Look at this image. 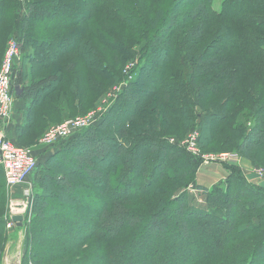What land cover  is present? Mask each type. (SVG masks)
Segmentation results:
<instances>
[{
	"label": "trees",
	"instance_id": "1",
	"mask_svg": "<svg viewBox=\"0 0 264 264\" xmlns=\"http://www.w3.org/2000/svg\"><path fill=\"white\" fill-rule=\"evenodd\" d=\"M142 1L91 0L84 12L76 6L83 8L80 0H24L28 16L20 20V37H12L25 43L22 50L32 46L29 60L41 69L63 61L69 79L76 65L68 56H77L90 71L84 38L91 33L102 40L105 30L103 43L120 55L115 45L126 43L99 16L132 34L129 54L134 44L141 51L139 61L126 60L120 72L100 66L98 87L109 77L113 88L128 79L124 71L135 63L103 118L36 165L30 229L40 225L44 236L54 227L59 237L47 240L66 250L40 257L49 241L42 245L32 236L22 264H172L170 250L176 264H264V190L230 167L223 183L203 190L210 211L193 209L186 188L195 183L200 162L178 147L179 138L169 141L172 131L180 137L197 128L202 151L230 148L256 165L255 154L264 151V0L226 1L220 15L212 12L211 0H191L187 12L180 11L184 0H165L158 20L157 1ZM18 4L0 0L1 26L12 23V9L17 19ZM141 5L154 14L147 19ZM209 15L224 18L215 34H207L216 24ZM58 17L61 22H52ZM26 75L21 67L12 75L28 109L15 138L23 143L32 139L21 140L20 131L38 129L36 118L45 121L42 108L59 113L49 96L62 83L61 75L34 83ZM87 88L93 94V84ZM71 90L79 104L78 86ZM4 227L0 219V234Z\"/></svg>",
	"mask_w": 264,
	"mask_h": 264
},
{
	"label": "rangeland",
	"instance_id": "2",
	"mask_svg": "<svg viewBox=\"0 0 264 264\" xmlns=\"http://www.w3.org/2000/svg\"><path fill=\"white\" fill-rule=\"evenodd\" d=\"M84 1H88V0H80V3H83V8H81L80 6H78L76 4L77 7H79L80 9H82L81 11L84 10V12L90 7V2L89 3H85ZM157 1V5H156V15L154 16L156 20H158V18L160 17V10H158L160 8L159 3L164 2V4L166 5V1L165 0H156ZM196 1V0H194ZM229 0H211V10L213 13H215L216 15H220V13L222 12V8H223V4ZM140 4H143L145 1L139 0ZM18 6L17 8L20 9L19 13H18V17L17 19L14 16L13 13V9H12V23H9L10 21H3L2 22V26L0 25V69H1V64L4 60V56H5V50L8 46V43L11 39H15L12 36H16V37H20V20L24 17L28 16V10L26 8V4L24 2V0H18ZM182 4V10H180L181 12H187V10L191 9V7H193V2L191 3V0H184ZM89 5V6H86ZM159 5V7H158ZM145 6V5H144ZM141 5L142 11L146 14L145 17H147L150 15H153V11L150 10L148 8V5L146 7H144ZM167 7V6H166ZM83 14V13H82ZM182 15H179L177 17L181 18ZM245 15H241L240 18H244ZM217 17V16H215ZM219 18V19H218ZM218 18H214L211 15H209L206 19H211L212 22H216L215 27L213 30H210L209 33L207 34H215L217 28L224 22V18H222L221 16ZM78 18H76L77 20ZM179 19V18H178ZM39 20H41V18H39ZM73 20V19H72ZM75 20V21H76ZM99 20L103 23L104 26H106V28H110V30L112 31L113 35H115L117 38H121L124 40V42L126 43V45H130L131 39L133 38L132 34H130L129 32H126L124 29L121 28V25H116L114 23H112L111 21L107 20L106 18H103L101 16H99ZM155 20V21H156ZM74 21V22H75ZM241 21V20H238ZM236 21V22H238ZM39 22V21H38ZM52 22H54L55 24H58L60 21L59 17L52 19ZM245 22V21H243ZM75 31V30H74ZM69 31L64 33L65 35L70 34V32H74ZM105 33L106 30L104 32H102L101 35L102 38L104 39L105 37ZM102 39V40H103ZM17 41V39H15ZM101 39H99L98 37H96L93 34H86L85 38H84V43L83 46H86V48L88 50H90V61L93 62V66L91 67V70L88 71L86 70V68L83 66L84 64L80 63V58L79 57H75V56H68V58H71L72 61H75V72L74 74L70 73V77L69 79L66 78V73L64 75V68L62 66L63 65V61L61 63V66L58 65V63H56L55 65H52L53 67L50 68V66L47 69H41V66H39V64H35L33 62V64L31 63V61L29 60L33 55L34 51H32V46H27L24 50L21 49L22 45L24 42H18V52L19 55L18 57L15 59V61L13 62V71L14 69H19V67H21L23 69V71H25L26 75V80L28 83L30 82H36L39 81L40 79H47L49 76H52L53 74L56 76H60L61 75V79L62 83L61 84H57L56 88L57 91L53 94L50 95L49 98L52 99V103L55 106L56 109L59 110V113L56 112L54 109H52L51 107H49L48 109L42 108L41 109V114L43 115V118L45 121H42V119L39 120V118H36V124L38 125V129H35L33 131L29 130H24V131H20V135H21V140H25L27 138V136L29 138L32 139V142H27V143H23V142H15L12 139H10L9 137L6 138L10 139L15 145L19 146V147H26L29 149H32L33 152H36V165L38 164L41 165L42 162H44V160L47 158L46 155L48 156V154H54L59 152V149L61 147V145H63L65 142L67 141H71L73 140L75 137V135H73L71 138L64 140V142H59L53 145H50V147H45L40 145V140L42 139V137L44 136L45 133H47V131L49 130L50 127L52 126H56L59 125L60 123L64 122V120L67 119H74L77 118L78 116H83L85 114H88L90 112H92V110L94 108H96V106H98V104L100 102H102L105 98L106 95L108 94L109 91H111V88H109V86H111V84L114 83V79H111L109 77H107V81L105 83L100 82L99 84H101V86L98 87L96 81L98 73L100 72V69L105 66L106 64L108 66L114 67V69L116 70V72H120L121 68L123 67V65L125 64L124 62H126V60L133 58L134 61L136 63L137 59L139 61V56H140V51L141 48L140 46H137L136 44H134L133 46V54H129V52H127L126 45L123 43H119L117 45H115L116 49H119L120 55H115L116 51L115 49L112 48V46H110L107 43H103ZM26 42V41H25ZM25 44V43H24ZM73 47L75 46V43L73 42ZM39 46V45H38ZM41 47V46H40ZM49 45L47 44V48L46 50L48 51V49L51 51L52 49L48 48ZM49 51V53H50ZM255 52V50H253ZM114 57H116V61H114ZM56 56L50 55L48 56V59H55ZM87 60V57L85 58ZM84 59V60H85ZM115 63V64H114ZM101 66V68H100ZM62 67V68H61ZM61 68V69H60ZM103 69V68H102ZM53 73V74H52ZM102 74V71L100 72ZM13 75V73H12ZM86 76H88V79L92 77V79L94 80V83H88V79L85 78ZM77 79L79 80V82H77L74 85V82L77 81ZM129 79H124L121 84H119L120 86L123 85L128 81ZM11 95L13 98V104H12V114L9 118V120L6 122V127H10V122L13 119L14 114L18 115L17 112L20 114H22V118L24 117L25 119V114L28 112L27 109V105L24 107V109L26 110V112H23L21 110L17 111L14 110V105L16 104V100H18V98H16L17 96H15V92L19 90V87H15L13 85V79L11 77ZM90 81V79H89ZM92 85L93 84V94H88L87 91H89V89L87 88L88 85ZM153 85V83H151ZM75 86H78V93L80 96V103L78 104L76 101L73 100V92H71L72 88H74ZM150 88V87H149ZM121 91V90H120ZM119 91V93H120ZM118 93V91H117ZM118 93V94H119ZM114 98L112 97L110 99V101H112ZM78 104V106H77ZM112 105V104H111ZM110 105V106H111ZM81 106V110L80 107ZM109 106V107H110ZM15 112V113H14ZM69 115V116H68ZM63 118V119H61ZM102 119V118H101ZM100 119V120H101ZM99 120V121H100ZM40 122V123H39ZM173 126H177V125H173ZM21 127V124L19 127L16 128V135L18 132V129ZM179 128V127H177ZM194 130H196L198 132L197 128H190V130L187 132V134H181L180 137H176L175 133L172 131L170 132L172 134V137L169 139V141H171V139H176L178 140V138L180 139L179 142L176 144L178 145V147L183 148L189 155H191L186 148H184L181 143L187 139V137L190 135L191 132H193ZM0 131H3L2 127H0ZM199 138V136H198ZM175 141V140H174ZM172 143V142H170ZM197 146L199 148L198 145V139H197ZM201 150V148H199ZM201 152L204 155H221L224 153L233 155L234 153L232 152V150L230 148L228 149H223V150H217V149H207L205 152L201 150ZM192 156V155H191ZM193 157V156H192ZM194 158V157H193ZM237 158H239L238 162H228V163H224L221 164L223 165V167L226 168H230V167H235L237 170L239 169V171L241 172V174L246 178L247 181H249L246 177V175L248 174H253L254 170L259 169L262 172H264V151H261L260 153L255 154V161H256V165L252 164L250 161L248 162L247 167L245 165H243L242 163V159L240 156H238ZM198 160L200 162V166L198 168L197 171L200 170V167L205 168L206 170L209 169L208 167L212 164H220L217 162L214 163H209V165H204L203 162L201 160H199L198 158H194V162ZM37 168V167H36ZM229 170V169H228ZM37 171H34L33 173H31L27 179L25 180L24 183H22V185L15 187L13 189L7 188L6 183L3 180V176L2 179H0V210L2 211V214H0V219H2V221L4 222V229L0 234V257H1V263L2 264V259L5 256V252H9V251H15L16 249H18L20 251V254L23 255V259L24 256L28 254L29 252V247H28V243L31 242V237L33 236V238L35 239L36 242H39L40 244L44 245V242H48L49 238H52L53 236L58 238L59 237V232L53 227L52 232L45 234L44 236L40 235V233L38 232V230L41 228L40 225L32 227V229H30L33 217H34V213L32 210V206L34 205L33 201L35 200V198L37 196H35L37 194V189L34 185V177L36 175ZM230 173V170L229 172ZM255 173V172H254ZM0 174H2V171L0 169ZM197 174V173H196ZM196 177V176H195ZM264 178V177H263ZM264 179L260 178V179H255L253 181H249L252 184L255 183L259 186L260 181H262ZM217 185V184H215ZM214 186V185H213ZM213 186H210L213 187ZM210 188H204V187H200L199 185L196 184V181L194 184L189 185L186 188V192L187 194L190 196L189 198V206H191L193 209H200L202 211H210V206L207 205L206 203V195L204 194V189L206 190H210ZM18 189V191L16 192L15 190ZM25 191H27V193H25ZM2 194L4 195L3 197L5 198V203L3 200ZM22 202V205H19V203ZM18 204V205H15ZM13 209H16V214L15 215H21L23 217V220L21 222V227H18V225L13 224L11 227L8 228L7 222L9 221V214L10 212H12ZM0 211V213H1ZM44 226V225H42ZM22 230V231H21ZM30 231H31V235H30ZM126 230H124L125 232ZM124 232H122V234H124ZM198 234V232H197ZM197 234H193L194 237H197ZM21 241V242H20ZM52 241V240H51ZM49 241V245L47 243L46 246H44V249L42 250L40 257H53L57 254H60L61 252L65 251L66 249L63 247V243H61L60 241ZM152 242V241H151ZM22 243V244H21ZM24 243V244H23ZM164 243V242H163ZM96 244L99 246L98 247V252L101 253L100 248H101V244L100 242L93 243L94 246H96ZM24 245V246H23ZM193 245H195V241L193 242ZM158 246H160V249L162 251H165L164 248L162 249V243H158ZM186 245H183V248H185ZM181 248V249H183ZM166 249V248H165ZM75 250H71L69 253V255H72L71 252H74ZM97 251V250H96ZM173 250H170V254H169V262H171L172 264H176L175 260H173V257H171ZM97 253V252H96ZM94 253V254H96ZM29 255V254H28ZM86 257V258H85ZM84 258H90L85 256ZM98 260V259H97ZM94 261V264H96L97 262L102 263L101 260L103 259H99L98 261ZM27 264H29V260L27 259Z\"/></svg>",
	"mask_w": 264,
	"mask_h": 264
},
{
	"label": "built area",
	"instance_id": "3",
	"mask_svg": "<svg viewBox=\"0 0 264 264\" xmlns=\"http://www.w3.org/2000/svg\"><path fill=\"white\" fill-rule=\"evenodd\" d=\"M18 47V42L15 39L9 41L0 69V127H2L3 130L7 125L6 122L12 114L13 98L11 95V77L14 67L13 62L19 55ZM134 66L135 63H131L124 71L128 76V79H131L128 72L133 69ZM122 87L123 85H118L111 88V91L108 92L106 98L100 102L92 112L83 116H78L74 119L64 120V122L59 125L50 127L40 140V145L50 147V145L71 138L78 133L79 130L96 124L106 114L107 110L110 108L109 106L117 99L118 95L121 93L120 90ZM117 91L118 93L120 91V93L118 94ZM112 97L114 99L110 101ZM198 136V132L194 130L190 133L187 139L181 143V145L186 148L194 158L201 160L204 165H209V163L214 162L224 164L239 161L236 154L230 155L224 153L221 155H204L197 146ZM170 142L174 143V140L171 139ZM0 167L3 169L4 182L6 183L7 188L13 189L22 185L27 177L35 171V153L32 149L15 145L0 131ZM254 172L260 175V178L264 179V172L259 169L254 170ZM25 193H27V191H25ZM15 214L16 209H13L9 214V221L7 222L8 228L14 224L12 217Z\"/></svg>",
	"mask_w": 264,
	"mask_h": 264
},
{
	"label": "crops",
	"instance_id": "4",
	"mask_svg": "<svg viewBox=\"0 0 264 264\" xmlns=\"http://www.w3.org/2000/svg\"><path fill=\"white\" fill-rule=\"evenodd\" d=\"M15 87H19V90L15 92V96H19L18 94L20 93L21 87L20 86H15ZM16 97V98H17ZM27 104L25 103V101L23 100H16V104L14 105V110L19 111H23L26 112V110L24 109V107ZM15 113V112H14ZM18 115L14 114L13 119L10 122V127H5V129L2 132V134H4V136L9 137L10 139H12L13 141H17L16 138V128L23 125V123L25 122L24 117L22 118V114L18 113ZM50 154H48L49 156ZM35 156H36V152H35ZM46 155V157H48ZM242 163L243 165H245L247 167L248 162L245 161L244 159H242ZM225 165V164H224ZM209 169H205L200 167V170L197 171L196 174V184L199 185L200 187H204V188H210V186H213L215 184H220L223 183L225 181V179L228 177V168L223 167V165L221 164H212L208 167ZM16 192L18 191V189L15 190Z\"/></svg>",
	"mask_w": 264,
	"mask_h": 264
},
{
	"label": "water",
	"instance_id": "5",
	"mask_svg": "<svg viewBox=\"0 0 264 264\" xmlns=\"http://www.w3.org/2000/svg\"><path fill=\"white\" fill-rule=\"evenodd\" d=\"M247 179L249 181H253L255 179H260V175L253 173L246 175ZM259 187H261L264 190V180L260 181ZM19 205H22V202L19 203ZM23 220V217L21 215H14L12 217V221L14 224L18 225V227H21V222ZM23 255L20 254V251L16 249L15 251H9L5 252V256L2 259V264H22Z\"/></svg>",
	"mask_w": 264,
	"mask_h": 264
},
{
	"label": "bare ground",
	"instance_id": "6",
	"mask_svg": "<svg viewBox=\"0 0 264 264\" xmlns=\"http://www.w3.org/2000/svg\"><path fill=\"white\" fill-rule=\"evenodd\" d=\"M22 231V230H21ZM21 242V241H20ZM22 244V243H21ZM24 244V243H23ZM24 246V245H23Z\"/></svg>",
	"mask_w": 264,
	"mask_h": 264
}]
</instances>
